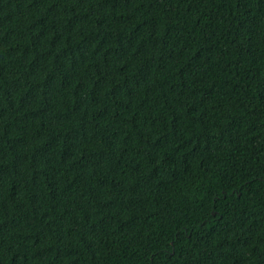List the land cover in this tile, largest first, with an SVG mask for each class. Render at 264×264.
I'll return each mask as SVG.
<instances>
[{"label": "trees", "instance_id": "obj_1", "mask_svg": "<svg viewBox=\"0 0 264 264\" xmlns=\"http://www.w3.org/2000/svg\"><path fill=\"white\" fill-rule=\"evenodd\" d=\"M0 264H264V0H0Z\"/></svg>", "mask_w": 264, "mask_h": 264}]
</instances>
